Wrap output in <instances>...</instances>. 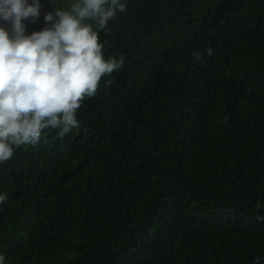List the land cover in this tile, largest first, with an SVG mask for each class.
Listing matches in <instances>:
<instances>
[{"label":"trees","instance_id":"1","mask_svg":"<svg viewBox=\"0 0 264 264\" xmlns=\"http://www.w3.org/2000/svg\"><path fill=\"white\" fill-rule=\"evenodd\" d=\"M108 27L125 62L78 126L0 164L4 264H264V0H127Z\"/></svg>","mask_w":264,"mask_h":264},{"label":"clouds","instance_id":"2","mask_svg":"<svg viewBox=\"0 0 264 264\" xmlns=\"http://www.w3.org/2000/svg\"><path fill=\"white\" fill-rule=\"evenodd\" d=\"M54 8L43 17L48 26L26 35L22 21L39 19L40 0H0V164L16 149L38 143L46 128L59 129L63 137L77 127L85 100L124 65L123 54L105 59L99 33L110 31L109 22L126 12L127 0H70ZM6 202L0 194V204Z\"/></svg>","mask_w":264,"mask_h":264}]
</instances>
